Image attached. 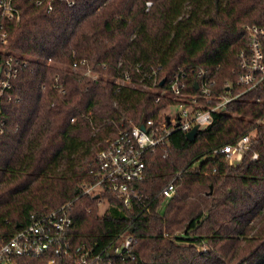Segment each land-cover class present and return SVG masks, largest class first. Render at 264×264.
Listing matches in <instances>:
<instances>
[{
  "label": "trees",
  "instance_id": "1",
  "mask_svg": "<svg viewBox=\"0 0 264 264\" xmlns=\"http://www.w3.org/2000/svg\"><path fill=\"white\" fill-rule=\"evenodd\" d=\"M71 1L56 0L48 12L31 0H16L21 18L7 21L8 49L51 57L55 64L39 62L34 72H23L17 81L22 101L6 108L10 128L0 133V244L32 214L71 202L75 243L100 248L116 234L133 235V258L120 263L264 264V88L230 102L232 113H215L213 124L195 139L177 130L168 143L146 153V178L139 187L150 195V211L128 209L110 192L100 197L83 192L106 139L122 128L158 120L169 103L140 86L118 89L111 76L139 62L161 63L160 75L167 78L179 67L199 66L211 70L219 91L229 80L234 92H241L237 55L248 44L245 26L264 25V0ZM81 58L108 77L71 70ZM57 73L65 80L64 93L52 87ZM189 90L195 91L192 82ZM250 132L255 136L240 164L229 165L219 154L200 161L199 171L188 170ZM255 153L259 157L252 159ZM180 170L177 192L164 204L160 191ZM101 198L110 199L103 214ZM46 263V257L20 260Z\"/></svg>",
  "mask_w": 264,
  "mask_h": 264
},
{
  "label": "built area",
  "instance_id": "2",
  "mask_svg": "<svg viewBox=\"0 0 264 264\" xmlns=\"http://www.w3.org/2000/svg\"><path fill=\"white\" fill-rule=\"evenodd\" d=\"M31 1L37 6H46L47 11L51 12L56 0ZM63 1L69 5L73 3L71 0ZM150 5L151 2H148ZM20 18L16 0H0V133L10 128L7 105L22 101V93L17 85L22 73L27 70L34 72L35 64L39 62L55 64L51 57L43 60L8 49L7 21H19ZM245 31L248 44L237 55L239 66L236 70V84L243 88L241 92L235 93L229 80L224 82L225 90L219 91L215 88L216 80L211 77V70L199 66L179 67L167 78L160 75L163 68L161 63L145 67L139 62L111 76L118 89L121 86H140L155 91L157 101L165 98L169 103L161 110L158 120L148 119L132 128H122L116 135L106 139V145L96 153L90 164L93 180L84 182L85 194L100 197L102 193L110 192L128 209L150 211V195L139 187L146 178V153L155 152L168 143L177 130L187 133L196 125L199 126L198 133L208 129L214 122L215 113H232L230 102L250 90L264 88V25L248 24ZM102 66L107 68L106 63ZM70 69L94 79L108 77L107 73L98 72L95 64L86 58L76 59L70 64ZM134 73H137V79H134ZM191 82L195 91L189 90ZM52 87L60 93L65 92V80L60 73L55 75ZM169 107L178 108L176 116L165 111ZM143 124L145 129L141 128ZM203 126L206 128L203 129ZM254 136V132H250L235 142L223 144L210 156L206 155L193 163L188 170L199 171L202 161L219 154L224 156V161L229 165L240 164L251 148ZM258 157V153L251 156L252 159ZM182 174L183 170L178 171L160 191L166 201L164 204L176 194L177 182ZM109 202L108 198L100 199V204L106 203L109 206ZM164 204L160 210L164 209ZM70 210L71 202H68L47 213L32 214L27 225L0 244V264H20L22 258L43 257L47 258L46 264H64L66 261L68 264H125L118 261L133 258V235L129 233L116 234L107 245L100 248L97 243H75L72 233L74 219Z\"/></svg>",
  "mask_w": 264,
  "mask_h": 264
},
{
  "label": "rangeland",
  "instance_id": "3",
  "mask_svg": "<svg viewBox=\"0 0 264 264\" xmlns=\"http://www.w3.org/2000/svg\"><path fill=\"white\" fill-rule=\"evenodd\" d=\"M177 109H178L177 107H169L165 111H167V113H169V114H172L173 116H176ZM205 128H206V126H203V129H205ZM99 206H100L101 214H103L109 207L106 203L100 204Z\"/></svg>",
  "mask_w": 264,
  "mask_h": 264
},
{
  "label": "water",
  "instance_id": "4",
  "mask_svg": "<svg viewBox=\"0 0 264 264\" xmlns=\"http://www.w3.org/2000/svg\"><path fill=\"white\" fill-rule=\"evenodd\" d=\"M1 71H2V69L0 68V73H1ZM164 82H165V79L162 80V83H164ZM141 128H142V129H145V125L143 124V125L141 126ZM198 128H199L198 125L194 126L193 129H191L189 132H187V137H188L189 139H191V140L195 139L196 136H197V134H198Z\"/></svg>",
  "mask_w": 264,
  "mask_h": 264
}]
</instances>
